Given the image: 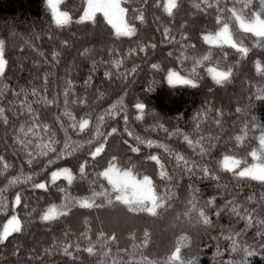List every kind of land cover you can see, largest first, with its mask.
<instances>
[{
  "label": "trees",
  "instance_id": "trees-1",
  "mask_svg": "<svg viewBox=\"0 0 264 264\" xmlns=\"http://www.w3.org/2000/svg\"><path fill=\"white\" fill-rule=\"evenodd\" d=\"M141 0H133L130 4L122 6L129 8L128 19L131 18L132 7H139ZM151 4V0H149ZM228 7L231 3L228 2ZM255 6V0H254ZM61 10L70 9L73 22L64 27H57L52 20L51 13L48 10L46 0H0V39L6 42V58L9 65L5 73V83L11 85L12 88L19 89L21 87L29 88L35 84L41 88L43 84V76L48 74L47 96L51 99L53 96L59 95V107L53 104L47 109L34 104L33 107H40L42 112L41 119L48 123H53L55 115H61L64 110L63 91L65 82L74 81L75 95H84L87 97L90 108H81L71 103L72 96L69 97L68 109L78 118L83 115L84 111H92L93 120L95 116L102 112L103 109L114 103L123 92H127L124 97V103L127 105L125 112L119 113L115 119L106 117L103 130L110 131L111 127H117L118 133L108 137L104 153L92 160L86 155L87 145L83 151L78 152L75 156L66 160L57 161L50 167L43 160L33 164L29 168L23 160L22 155L14 156L16 149L12 145L11 130L5 134L4 128L0 127V154L13 162L15 167L9 175L16 174L20 165L24 166V171L31 172L33 170L41 174L35 178V182L44 180L50 171L56 170L58 167H72L76 171V165L82 159H88L87 173L85 179L76 180L71 186H68L69 192L74 197H82L90 195L94 189L101 190L104 188L111 189V185L103 177H97L96 173L102 171L106 166L107 160L115 155L119 158L120 165L125 166L130 162L136 165L135 170L143 175H149L154 180L158 193L164 191L165 185L169 190L171 207L162 214L153 217L147 213H133L128 211L127 207L119 202L114 201L109 205L107 201L101 197L97 199V204L103 201V206L91 209L74 207L72 211L64 217H60L56 221L42 222L39 215L42 209L47 208L50 204H60L63 202V194L57 192L56 186H50L45 192L41 189H34L31 183H22L11 188L6 197L9 200V213L12 214L13 194L19 191L22 194L23 201L28 205L24 208H16L15 211L20 215L25 223V228L20 234H13L5 245H0V264H103L105 257L102 255H89L84 251L75 253L78 259L73 260L71 257L65 256L60 252L53 255H44V249L49 248L53 241L80 243L81 249L87 246L88 241L81 237V233L87 231L93 243H97L99 233L103 231L109 235L117 236V243L108 242V247L112 248L113 254L116 253L117 247L123 249L128 248L131 251L133 243L129 236L131 233L136 234L135 243H139L143 238V232L148 230L151 234L150 244L144 251L145 255L151 259L164 260L167 254L172 250L177 238L186 234L191 238L188 247L182 249V255L185 258L196 257L199 264H221V261L229 259H240L238 253H230L226 251L228 242L224 240L216 241L211 239L213 236L219 235V228H205L188 224L186 218L181 215L185 211V205L188 198L192 194L193 188L198 189L197 198L203 202L213 196L216 197L217 204H222L224 199H238L244 202L250 195H256L259 198L260 193H264V185L258 181L237 180L231 173L216 170V175L220 177L219 181L203 177L200 174L189 175L187 172H181L176 168L175 161L162 153V150L155 148L148 149L141 146L139 154L132 153L123 143L128 140L134 144L132 137L127 136L124 128L128 127L136 135H140L145 139L157 140L166 143L175 150L184 153L186 156L194 159L196 157L192 150L188 148L186 143L179 137L169 138L166 133L160 129L152 130L157 123H163L170 130L179 127L184 132H191L193 127L192 115L197 109L201 108L205 101H210L215 107H219L224 112L223 131L216 128L211 121L206 122L202 127L205 134H220L221 144L218 148L225 147L224 141L229 136L238 134L243 124L254 118L260 124H264V101H253L249 107L246 99L251 94L248 84H264V79L257 75L254 68V61L259 59L264 63V47H253L257 38L251 34H244L233 28V38L241 39L251 51L246 59L240 60L239 65L234 69V75L229 83L217 85L207 74V67L215 66L212 62H205L203 67L198 69L202 79L199 88H191L186 85L172 86L165 79V72L168 68L176 70L181 69V65L174 57H168L169 51L178 55L177 44H160L161 33L156 31L158 27L170 26L177 40H180V33L185 32L189 40L181 41V43H193L196 45L195 50H189L187 55L206 54L209 50L212 52V61H218L221 67L235 64L239 59L234 49L224 46L223 48L216 45H209L203 42L200 34L207 31L214 32L216 26L214 24V16L199 14L192 9L188 0H184L175 18H169L161 12L160 9L150 8L146 10V23L140 24L135 21L137 26V36L129 39L128 37H116L114 29L106 23L101 13L96 14V21H87L84 23H76L82 14L83 0H65L61 4ZM213 10L209 9V12ZM160 20L157 21L156 17ZM186 26L180 28V24ZM152 39L158 44L154 50H149L148 55L143 53L133 56L125 62L124 67L130 68L133 64H139V68L133 77L126 82H121L113 76L112 80L104 77L106 70H113L107 61L116 55L123 56L130 48H134L138 41L147 42ZM68 41L67 47H62V41ZM88 49V55H83L84 49ZM54 50L61 51L59 63L51 61V53ZM43 52L44 55H39ZM228 55L225 58L224 53ZM104 61L105 63H100ZM160 63L165 71H157L152 69V63ZM95 70L93 71V65ZM185 68L191 67V61L184 62ZM123 71V69H121ZM184 75V71H180ZM91 75L93 84L88 87L87 92L84 89V80ZM149 86L152 91H148ZM209 89L212 91L209 92ZM98 90L105 95L102 99H98ZM45 95L41 88V96ZM11 98V93H8ZM30 100L35 97H30ZM140 100L147 105L146 113L143 120H136V110L133 103ZM246 108L243 113H235V107ZM156 113L153 116L152 113ZM43 113H46L43 114ZM127 114L128 123L125 125L123 116ZM182 117V118H181ZM66 119V118H65ZM71 134V129L69 130ZM89 131L85 133L73 134L75 140H87ZM62 133L58 134V138L62 137ZM258 136L259 131L250 132L248 140L244 146H239L236 151L239 156H244L250 147H256L258 141L253 138ZM226 147L231 148L228 144ZM160 152L162 160L169 170V174L173 176L170 182L161 181L157 175L158 166L154 162L146 159L147 154ZM218 158L216 152L212 157H206L203 161L208 163L210 168L213 167L212 160ZM251 162V158L249 157ZM49 167V172L41 171V168ZM95 181V183H92ZM5 182L4 177H0V186ZM61 186H67L64 180L57 181ZM114 196V194H113ZM250 208H256L259 214L264 217V209L259 204H249ZM31 209H36L29 216ZM180 219L177 220L176 217ZM107 219L117 218L124 223V228L112 225ZM7 217L0 215V224L6 221ZM85 221L88 223L85 224ZM213 221L218 225L232 227L242 232L240 239L249 245H255L261 242V237L257 235V226L246 227L244 221L236 220L234 217L222 215L219 220L213 217ZM111 224V225H110ZM170 225L167 234L162 237H156L155 233L158 229H163ZM68 232L67 237L64 236ZM219 244L223 251L222 257L216 256V246ZM20 246V255H12L15 246ZM97 250L100 251L101 244H97ZM124 260L128 259L127 255L121 254ZM43 257L40 259H29V257ZM251 264H264V260L258 257L250 258Z\"/></svg>",
  "mask_w": 264,
  "mask_h": 264
},
{
  "label": "snow or ice",
  "instance_id": "snow-or-ice-1",
  "mask_svg": "<svg viewBox=\"0 0 264 264\" xmlns=\"http://www.w3.org/2000/svg\"><path fill=\"white\" fill-rule=\"evenodd\" d=\"M48 10L51 13L52 20L57 27H64L73 22V17L70 14L71 10H61V4L65 0H46ZM123 4H130L133 0H83L82 14L76 23H84L87 21H96V14L101 13L104 20L108 25L114 29L116 37H132L137 36V26L135 21L140 24L146 23V10L150 8L160 9L163 14L169 18H175L178 10L180 9L184 0H141L139 7H132V16L128 19L129 8L122 6ZM192 9L197 13L214 16V24L216 30L214 32L205 30L200 34V38L204 43L209 45H216L223 48L225 45L234 49L238 54L239 59L235 64L221 67L220 62L212 61V52L209 50L206 54L187 55L189 50H195L196 45L193 43H181V41H188L189 37L185 32L180 33V40H177L176 35L170 26L158 27L156 31L161 33L160 44H177L179 48L178 55L169 51L168 57H174L181 65L180 70L168 68L165 72V79L167 83L172 86L186 85L193 89L200 87V80L202 79L198 69L203 67L205 62H212L215 66L207 67V74L211 76L212 80L217 85H223L231 82L234 69L239 65L240 60L246 59L251 49L243 43L241 39L233 38V28L244 34H251L257 38L253 47H264V0H188ZM228 2L231 7H228ZM209 9L213 10L209 12ZM156 20L159 21L160 17L157 16ZM186 25L182 22L180 28ZM62 47L68 46V41L61 42ZM158 44L151 38L147 42L138 41L134 48H130L123 56L116 55L113 59L107 61L113 70H106L104 77L107 80H112L113 76L120 80L122 83L126 82L130 77H133L139 64H133L130 68L124 67L125 62L135 55L143 53L144 56L148 55L149 50L156 49ZM89 50L84 49L83 55L87 56ZM39 55L43 56L44 53L40 52ZM61 51L54 50L51 53V61L59 63ZM227 52L224 53L226 58ZM191 61V67L185 68L184 62ZM100 63H105L101 61ZM9 65V60L6 58V42L0 39V127L4 128L7 135L9 129L11 130L12 145L16 149L13 153L14 156L22 155L24 163L32 168L33 164L43 160L47 166L56 164L57 161L66 160L69 157L75 156L78 152L85 149L87 145L86 155L92 160H97L104 151L108 141V137L118 133L117 127H111L110 131L103 130L106 117L115 119L116 116L125 112L127 105L124 103V97L127 92L111 103L109 107L103 109L98 113L93 120L92 111H84L83 115L79 118L68 109L69 97L72 96L71 103L78 105L81 108H90L88 105L87 97L84 95L76 96L74 81L68 80L65 82V89L63 95L64 110L61 115L53 117V123H48L41 119L42 112L40 107L44 109L49 108L53 104L59 107V95L53 96L51 99L47 96V83L48 74L43 76V84L41 88L45 95L41 96V88L35 84L29 88L21 87L19 89L12 88L11 85L5 83V73ZM152 69L157 71H165L160 63H152ZM254 68L262 79H264V63L257 59L254 61ZM123 69V71H121ZM95 64L93 65V71ZM180 71L185 74L181 75ZM93 84L91 75L84 80V89L87 92L88 87ZM248 88L251 92L246 97L249 102V107L253 101H264V84H251ZM148 91H152L149 86ZM212 90L209 89V92ZM8 93H11V98H8ZM104 93L98 90V99L104 97ZM30 97L35 99L30 100ZM40 107H33V105ZM133 108L136 110V120H143L147 105L136 100L133 103ZM247 109L242 107H235V113H243ZM46 115V113H43ZM156 116V113H152ZM223 117L224 112L221 108L215 107L210 101H205L201 108L197 109L192 115L193 127L191 132H184L179 127L172 130L165 127L163 123H157L152 130L160 129L167 134L169 138H181L193 154L199 159L186 156L166 143H161L157 140L145 139L140 135L134 134L128 127L124 128L127 136L132 137L135 141L134 144L128 140L123 143L128 147L132 153L139 154L141 146L148 149L155 148L162 150V153L171 157L176 164V168L181 172H187L189 175L200 174L203 177L219 181L220 177L216 175V170L225 173H231L237 180H252L258 181L264 185V124H260L254 118L243 124L238 134L231 135L224 141L225 147L218 148L221 144L220 134L211 135L205 134L202 127L209 120L218 129L223 131ZM66 118V119H65ZM182 118V117H181ZM125 125L128 123V116H123ZM71 129V134L70 130ZM259 131V135H253V138L258 141L256 147H250L244 156H239L236 149L239 146H244L248 140L249 133ZM89 131L87 140H75L73 134L85 133ZM62 133V137L58 138V134ZM231 144L232 147L228 148L226 145ZM216 152L215 158L212 160L213 167L210 168L208 163H204L206 157H212L213 152ZM251 158V162L249 161ZM148 161L154 162L158 166L157 175L161 181L170 182L173 176L169 174V170L162 160L160 152L149 153L146 156ZM89 164L88 159H82L73 171L72 167H58L56 170L49 172V167L41 168L43 172H49L48 176L39 182H35V178L41 173L35 170L25 172L24 166L20 165L17 168L16 174L9 175L15 167L12 161L7 159L4 155L0 154V177L5 178V182L0 186V215L7 217L6 222L0 224V245H5L13 234H20L25 228V223L20 215L15 211L22 205L27 208L28 205L23 201L22 194L17 191L13 194L12 214L9 216V200L6 193L13 187L22 183H31L32 188L41 189L47 192L50 186H56L57 192L63 194V202L60 204L52 203L47 208L42 209L39 215V220L42 222L56 221L60 217L67 216L74 207L91 209L94 207L103 206V201L97 204V199L103 197L109 205L114 201L125 205L128 211L133 213H147L150 216L156 217L167 211L171 207L169 190L165 185L164 191L158 193L156 184L151 176L138 173L134 163L121 166L119 158L115 155L107 160L106 166L102 171L96 173L97 177H103L111 189L104 188L101 185V190H92L90 195L82 197H74L70 194L68 186H71L76 180H83L88 175L86 169ZM64 180L67 186L57 184V181ZM92 183H95L93 181ZM198 189L193 188L191 196L188 198L185 205V211L181 214L186 218L188 224L199 225L205 230L211 228H219V235L211 237V239L220 241L221 239L228 242V247L225 249L230 253H238L240 259H229L226 262L221 261V264H251L250 258L258 257L264 260V217H262L256 208H250L249 204H259L261 209H264V193L259 194L257 199L256 195H250L244 202L238 199H224L222 204H217L216 197L213 196L203 202L197 198ZM114 194V196H113ZM36 209H31L28 213L30 216ZM222 215L234 217L236 220L244 221L245 226L250 228L259 226L257 235L261 237V242L255 245H249L243 242L240 237L242 232L235 230L232 227L225 225H218L213 221V217L217 220ZM180 219L179 216L176 217ZM88 222L85 221V224ZM69 233L66 231L64 236L67 237ZM81 237L88 241L86 247L81 249L80 243L76 242H58L53 241L49 248L44 249V255L50 256L57 252L65 256L71 257L73 260L78 259L75 253L81 250L89 255H102L105 257L103 264H199L198 258L188 257L182 255V249L188 247L191 238L186 235H180L174 243L172 250L167 254L166 258L162 261L149 258L141 249H146L151 241V234L148 230L143 232V238L139 243H135L136 234L133 232L129 238L133 241L131 251L128 248H119L115 254L112 248L108 247V242L113 244L117 243V236L113 233L111 235L101 231L99 233V240L93 243L88 232L81 233ZM101 244L100 251L97 250V244ZM127 255L128 259L124 260L121 254ZM12 255H20V246L14 247ZM216 256L222 257L223 251L219 244L216 246ZM40 259L43 257H32L29 259Z\"/></svg>",
  "mask_w": 264,
  "mask_h": 264
},
{
  "label": "rangeland",
  "instance_id": "rangeland-1",
  "mask_svg": "<svg viewBox=\"0 0 264 264\" xmlns=\"http://www.w3.org/2000/svg\"><path fill=\"white\" fill-rule=\"evenodd\" d=\"M103 220L104 221H109V222H111V224L112 225H117L120 229L121 228H124V226H125V224L124 223H122V222H120L119 220H117V218H113V219H109L108 217H107V219H105L104 217H103ZM6 222V221H5ZM110 224V225H111ZM170 229V225H168L167 227H164L163 229H158L157 231H156V233H155V236L157 237H162V236H164L165 234H167V232H168V230Z\"/></svg>",
  "mask_w": 264,
  "mask_h": 264
}]
</instances>
